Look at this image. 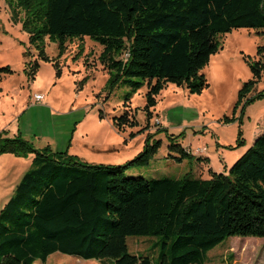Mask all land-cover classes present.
I'll return each mask as SVG.
<instances>
[{"label": "trees", "instance_id": "1", "mask_svg": "<svg viewBox=\"0 0 264 264\" xmlns=\"http://www.w3.org/2000/svg\"><path fill=\"white\" fill-rule=\"evenodd\" d=\"M15 1L25 15L23 29L44 60H49L46 38L58 42L61 53L75 38L89 37L103 47L100 59L111 73L112 89H131L124 112L113 118L119 132L140 126L129 103L145 84L146 131L168 84L190 94L210 87L202 70L221 49L219 35L241 29L264 35V0ZM250 68L253 79L240 90L235 113L261 80L264 63L256 61ZM12 73L9 66H0V83ZM261 98L264 93L246 105ZM148 137L143 151L123 165L83 164L68 151L35 149L21 136L1 140L0 155L35 157L0 212V264H45L55 253L153 264L151 257L130 251L129 237L160 238L157 264H206L209 253L229 238H264V128L227 173L212 172L209 180L190 174L181 179L127 177L129 168L147 167L158 154L162 142L151 143ZM175 139L170 138L169 149L178 155L170 157L179 163L193 159ZM238 145H245L241 132Z\"/></svg>", "mask_w": 264, "mask_h": 264}, {"label": "rangeland", "instance_id": "2", "mask_svg": "<svg viewBox=\"0 0 264 264\" xmlns=\"http://www.w3.org/2000/svg\"><path fill=\"white\" fill-rule=\"evenodd\" d=\"M24 19V12L17 9L15 0L1 1L0 66H9L13 73L0 83V141L21 136L35 149L68 151L83 164L123 165L143 151L151 135V143L162 142L158 154L147 167L129 168L126 176L181 179L187 174L196 177L197 165L203 163L196 157L201 148H207L206 154L215 147L230 154L225 158L211 154L217 171L228 170L225 165H232L230 156H236L246 146L238 145L240 132L242 141L247 139L250 144L254 132L262 129L264 98L248 105L246 102L264 93V72L235 113L240 90L253 79L250 65L259 60L264 63L262 31L241 29L219 35L221 49L202 70L210 87L202 94H190L185 88L168 84L158 97L154 118L146 131L148 121L143 109L148 85L145 84L129 103L140 126L119 132L113 118L124 112L131 89L123 85L112 89L111 73L100 59L103 47L89 37L75 38L66 43L61 53L59 43L46 38L49 60H44L23 29ZM37 93L45 96L41 104L34 101ZM226 117H236V121L225 124ZM159 128L166 131L157 132ZM172 136L189 150L193 159L179 163L170 157L178 155L169 149ZM34 157L33 153L25 157L12 153L0 155V212L14 196L23 175L31 169ZM204 169L208 174L206 166ZM159 240L129 237L128 245L133 254L147 255L157 264ZM45 264L115 263L112 259L83 260L55 253ZM206 264H264V238H229L209 253Z\"/></svg>", "mask_w": 264, "mask_h": 264}, {"label": "crops", "instance_id": "3", "mask_svg": "<svg viewBox=\"0 0 264 264\" xmlns=\"http://www.w3.org/2000/svg\"><path fill=\"white\" fill-rule=\"evenodd\" d=\"M37 104H41V103H37ZM263 128H264V123H263L262 129H260V131L258 130L256 132H254V135H253L254 139H252V142L250 144H248L247 143V139H245L244 141H245L246 146L243 147L242 150L239 153L236 154V156H230V160H231V164L232 165L254 144L256 138L260 134H262ZM181 146L184 148V150H186L188 153H190L187 148H185L183 145H181ZM208 151H209L208 154L203 153L202 155L198 154L199 156H196L197 158H200V159L202 158L204 160L202 162L205 163L204 165L201 162L198 163L197 168H196V173H195L196 178H202V179H205V180H209V179H211L212 172L213 173H218V174L219 173H227L229 171V169L231 168V166H232L231 165L230 167H227L228 165L226 164L225 168H228V170L226 169V171H222V168H221V169H218V171H217L213 167V159L211 157V154H217V155H219L222 158L223 157L225 158V157H227V155H230V154L223 153L221 148H219V147L211 148V150L209 149ZM221 152L223 154H221ZM29 161H31V159ZM204 166L207 167L208 174H206V172H205L206 170L204 169Z\"/></svg>", "mask_w": 264, "mask_h": 264}, {"label": "built area", "instance_id": "4", "mask_svg": "<svg viewBox=\"0 0 264 264\" xmlns=\"http://www.w3.org/2000/svg\"><path fill=\"white\" fill-rule=\"evenodd\" d=\"M45 100V96L42 93H37L34 95V101L36 103H43ZM207 152V148H201L198 150L199 155H202L203 153Z\"/></svg>", "mask_w": 264, "mask_h": 264}]
</instances>
